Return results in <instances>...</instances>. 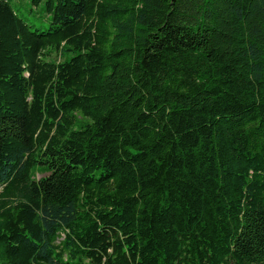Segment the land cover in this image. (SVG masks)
Returning a JSON list of instances; mask_svg holds the SVG:
<instances>
[{
  "label": "trees",
  "instance_id": "trees-1",
  "mask_svg": "<svg viewBox=\"0 0 264 264\" xmlns=\"http://www.w3.org/2000/svg\"><path fill=\"white\" fill-rule=\"evenodd\" d=\"M30 1L48 31L0 0V264H264V0Z\"/></svg>",
  "mask_w": 264,
  "mask_h": 264
},
{
  "label": "rangeland",
  "instance_id": "rangeland-1",
  "mask_svg": "<svg viewBox=\"0 0 264 264\" xmlns=\"http://www.w3.org/2000/svg\"><path fill=\"white\" fill-rule=\"evenodd\" d=\"M12 5L18 15L25 20L33 29H40L42 32L48 31L50 21L41 10L33 7L30 0H11ZM46 175H38V179Z\"/></svg>",
  "mask_w": 264,
  "mask_h": 264
}]
</instances>
